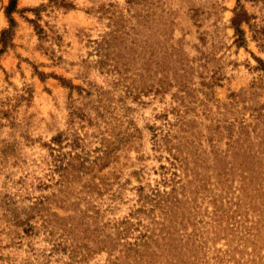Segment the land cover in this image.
I'll use <instances>...</instances> for the list:
<instances>
[{"label":"rangeland","instance_id":"rangeland-1","mask_svg":"<svg viewBox=\"0 0 264 264\" xmlns=\"http://www.w3.org/2000/svg\"><path fill=\"white\" fill-rule=\"evenodd\" d=\"M0 264H264V0H0Z\"/></svg>","mask_w":264,"mask_h":264}]
</instances>
